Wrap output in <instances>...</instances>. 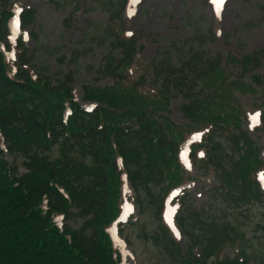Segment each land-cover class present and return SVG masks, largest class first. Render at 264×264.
Wrapping results in <instances>:
<instances>
[{
	"label": "trees",
	"instance_id": "1",
	"mask_svg": "<svg viewBox=\"0 0 264 264\" xmlns=\"http://www.w3.org/2000/svg\"><path fill=\"white\" fill-rule=\"evenodd\" d=\"M129 2L104 1L116 31L112 25L93 34L98 44L107 40L110 46L96 73L111 82L83 85L79 100L71 75L51 77L40 70L32 74L28 47L21 38L15 42L18 59L7 58L1 45L10 50L7 36L15 5L0 0V264H123L115 236L122 230L117 219L125 201L123 175L139 213L142 195L150 194L157 215L163 193L193 180L178 160V148L194 134L200 138L190 144V157L201 160L202 169L218 171L221 183L215 192L235 207L260 201L264 194L258 179L264 175V146L242 128L251 110L244 112L238 97L251 94L258 101L254 110L259 111L258 128L264 130L263 76L244 75L250 70L244 65L256 61V54L228 53L222 63V56L189 46L174 61L166 48L160 58L143 63L139 70L134 65L136 40L123 28ZM20 18L25 28L34 11L23 9ZM233 65L244 71L228 72L226 68ZM210 76L213 80L208 83L215 89L199 87L198 82ZM173 95L188 101L180 107L188 119L184 125L167 115ZM82 102L95 106L87 109ZM226 149L238 158L224 165ZM18 156L23 157V173L15 164ZM175 202L177 223L188 228L192 241L186 240V251L159 227L167 249L185 254L183 264H246L245 233L229 223L211 221L203 227L198 208L196 231L191 223L195 219L187 217L185 199ZM78 219L81 223L76 226L68 223ZM229 246L234 255L220 257L219 252Z\"/></svg>",
	"mask_w": 264,
	"mask_h": 264
},
{
	"label": "rangeland",
	"instance_id": "2",
	"mask_svg": "<svg viewBox=\"0 0 264 264\" xmlns=\"http://www.w3.org/2000/svg\"><path fill=\"white\" fill-rule=\"evenodd\" d=\"M104 1L107 3L117 0H12L22 8L34 11L33 21L26 27V31L33 32L35 36H24L34 76L39 70L51 77L55 74L71 75L73 92L79 100L83 96V85L102 86L111 82V78L96 73L110 46L107 40L98 44L93 34L112 25L114 32L116 31L115 19L109 21V11L104 8ZM130 11L132 15H129ZM69 19L70 25H66ZM123 28L136 40L134 65L139 70L143 63L160 58L166 48L170 49L174 61L189 46L203 49L210 56H222V63L228 53H234L237 57L255 53L257 60L244 65L247 70L250 68L244 75H261L264 84V0H224L219 14L215 0H139L138 3L133 0L124 14ZM12 56L17 57L16 49L12 50ZM62 56L65 57L64 61ZM235 66H228L226 70L233 71L234 74H239V70L244 71V68ZM233 77L235 76L232 75L231 78ZM147 78L151 80L150 76ZM203 79L204 81L198 82L199 87L215 89L214 85L208 83L213 80V76ZM226 87L228 88L227 85ZM238 97L244 112L246 109L251 110L249 118L252 113L258 112L254 110V103L258 101L251 94H238ZM187 102L180 95L170 97L167 115L172 122L182 125L188 123L180 109ZM256 127L249 120L242 128L258 145L264 146V130ZM224 154V165L230 159L238 158L230 149H226ZM5 159L9 162L13 160L7 154ZM192 163L193 166L185 164V168L195 180L180 187L176 197L184 198L189 205L187 217L195 219L191 221L195 230L199 228L194 213L198 208L203 213V227L205 222L215 221L218 224L229 223L233 229L245 233L248 238L245 248L249 256L246 264H259L264 258V194L260 201L240 203L242 205L235 207L227 202L226 197L215 192L221 183L216 175L218 171L214 172L211 167L202 169L201 160H194ZM15 164L20 173L25 171L23 157L18 156ZM165 195L162 194V201ZM149 199L150 194L142 195L143 205L139 213L130 196V201L134 204L131 203L130 210L121 219L122 230L118 233V244L124 252L123 264H183L185 254L176 251L171 253L167 249L164 231L159 226L162 225L167 238L171 236L180 243L184 251L186 240L192 242L187 234L188 228L176 223L175 206L172 203L163 201V212L160 210L156 215L157 207L149 203ZM68 223L76 226L81 223V219L69 220ZM199 251V247L195 246L194 252ZM219 253L220 257H231L235 249L229 246Z\"/></svg>",
	"mask_w": 264,
	"mask_h": 264
},
{
	"label": "snow or ice",
	"instance_id": "3",
	"mask_svg": "<svg viewBox=\"0 0 264 264\" xmlns=\"http://www.w3.org/2000/svg\"><path fill=\"white\" fill-rule=\"evenodd\" d=\"M136 2L138 3L139 0H136ZM224 3V0H215V6H216V9H217V14H219V9L222 7ZM133 13L130 11L129 12V15H132ZM129 35H131V33H129ZM254 121L255 122H259V114H255L254 117H253Z\"/></svg>",
	"mask_w": 264,
	"mask_h": 264
}]
</instances>
